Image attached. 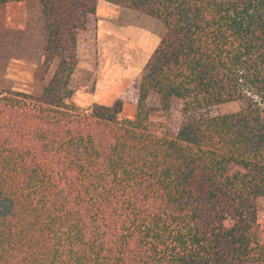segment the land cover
<instances>
[{
	"label": "trees",
	"instance_id": "obj_1",
	"mask_svg": "<svg viewBox=\"0 0 264 264\" xmlns=\"http://www.w3.org/2000/svg\"><path fill=\"white\" fill-rule=\"evenodd\" d=\"M37 1L55 65L38 96L0 90V264H264V0ZM98 1L164 28L131 118L71 101ZM150 93L240 107L166 138L147 128Z\"/></svg>",
	"mask_w": 264,
	"mask_h": 264
},
{
	"label": "rangeland",
	"instance_id": "obj_2",
	"mask_svg": "<svg viewBox=\"0 0 264 264\" xmlns=\"http://www.w3.org/2000/svg\"><path fill=\"white\" fill-rule=\"evenodd\" d=\"M121 32V33H119ZM162 24L142 13L98 1L94 14L88 17L85 28L77 35V64L68 88L71 101L80 107L93 103L121 104V116L131 118L135 111L137 81L151 52L162 37ZM126 36L124 40L122 37ZM122 42L120 53L111 50L113 41ZM45 44L40 5L37 0L9 2L0 5V90H10L38 96L53 69L42 65ZM138 47L142 56H130ZM119 55L121 59L138 61V70L130 83L114 99L102 102L95 87L108 60ZM149 109L147 128L153 135L173 138L181 125L193 119L228 114L239 109L238 102H229L204 109L184 110L177 99H171L163 108L156 94L146 98ZM257 223L264 232V197L256 201Z\"/></svg>",
	"mask_w": 264,
	"mask_h": 264
},
{
	"label": "crops",
	"instance_id": "obj_3",
	"mask_svg": "<svg viewBox=\"0 0 264 264\" xmlns=\"http://www.w3.org/2000/svg\"><path fill=\"white\" fill-rule=\"evenodd\" d=\"M125 37L126 36H123L122 40H124ZM110 45L113 52L118 51L120 53L119 46L123 44L120 40H116L113 41V44L110 43ZM129 53L130 56H134L135 58L143 55V52H141L138 47L133 51L130 50ZM138 64V61L135 64L132 59H121L119 55L110 58L107 66L101 73L100 79L96 83L95 91L99 100L102 102H108L114 99L118 92L130 83L138 70ZM99 105L110 106L108 103H102Z\"/></svg>",
	"mask_w": 264,
	"mask_h": 264
}]
</instances>
